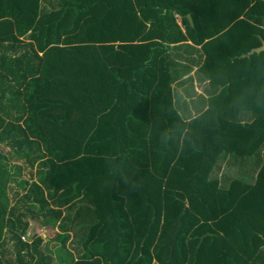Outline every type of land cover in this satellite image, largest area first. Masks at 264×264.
<instances>
[{
	"label": "trees",
	"instance_id": "trees-1",
	"mask_svg": "<svg viewBox=\"0 0 264 264\" xmlns=\"http://www.w3.org/2000/svg\"><path fill=\"white\" fill-rule=\"evenodd\" d=\"M44 1L0 0V264H264V155L214 178L264 152V0ZM191 50L216 94L186 121Z\"/></svg>",
	"mask_w": 264,
	"mask_h": 264
},
{
	"label": "crops",
	"instance_id": "crops-1",
	"mask_svg": "<svg viewBox=\"0 0 264 264\" xmlns=\"http://www.w3.org/2000/svg\"><path fill=\"white\" fill-rule=\"evenodd\" d=\"M59 6V0H45L42 3V13L53 11ZM192 50L188 51L187 55L176 57L177 63L174 70L178 73L177 81L174 86L175 103L180 110V114L186 121H191L197 118L204 110L208 109V101L211 96L216 94L215 89L210 82L199 73L200 67L194 65L187 66V59L191 56ZM263 155L261 153L257 162L240 161L233 162V157L228 156V159L222 160L219 169L216 170L214 178L221 182V189L227 190L232 182L240 180L247 185H253L263 165ZM231 162V163H230ZM86 213V211H85ZM71 238L67 246L70 249H83L85 235L82 232L77 233L71 229ZM73 251L75 260L79 258V251ZM154 264H157L156 262Z\"/></svg>",
	"mask_w": 264,
	"mask_h": 264
},
{
	"label": "rangeland",
	"instance_id": "rangeland-1",
	"mask_svg": "<svg viewBox=\"0 0 264 264\" xmlns=\"http://www.w3.org/2000/svg\"><path fill=\"white\" fill-rule=\"evenodd\" d=\"M182 51V50H181ZM181 51H177V53H174V55H173V59L174 60H176V55L177 56H180L181 55ZM181 57H183L182 55H181ZM187 62V66H189V62H188V60L186 61ZM199 66V65H198ZM4 152H7V149H5L4 147L3 148H1ZM260 156H261V154H259V155H257L256 157H254V158H251V159H239V158H237V157H233L231 160H233V162H240V161H249V162H257V160L260 158ZM228 159V157H222L221 158V161L222 160H227ZM221 163V162H220ZM231 163V162H230ZM20 168L22 169V174H21V177L20 178H17V181L20 179V180H26L27 182L28 181H30L31 180V176L33 175L34 176V181L35 182H39V176H37V169H38V166H35L34 167V170H32V175H31V172H30V170H27V169H25V166H20ZM39 234V235H41V236H43L44 238H46V236H47V230L45 229V227L44 226H42V225H38V224H32V226H31V229H30V233H29V235H30V237H31V235L32 234ZM73 251H75V249H73ZM82 255V254H81Z\"/></svg>",
	"mask_w": 264,
	"mask_h": 264
},
{
	"label": "water",
	"instance_id": "water-1",
	"mask_svg": "<svg viewBox=\"0 0 264 264\" xmlns=\"http://www.w3.org/2000/svg\"><path fill=\"white\" fill-rule=\"evenodd\" d=\"M189 22L192 26H194L193 24V19L191 18V16L188 17ZM261 52H264V41H261V45L255 48H252L250 51H248L244 56L245 57H250L253 54H260Z\"/></svg>",
	"mask_w": 264,
	"mask_h": 264
}]
</instances>
